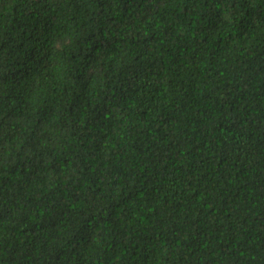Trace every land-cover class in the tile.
<instances>
[{
    "label": "trees",
    "instance_id": "16d2710c",
    "mask_svg": "<svg viewBox=\"0 0 264 264\" xmlns=\"http://www.w3.org/2000/svg\"><path fill=\"white\" fill-rule=\"evenodd\" d=\"M0 264H264V0H0Z\"/></svg>",
    "mask_w": 264,
    "mask_h": 264
}]
</instances>
